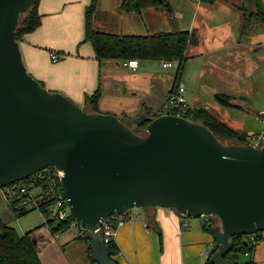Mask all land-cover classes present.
Returning <instances> with one entry per match:
<instances>
[{"label": "water", "instance_id": "95a60500", "mask_svg": "<svg viewBox=\"0 0 264 264\" xmlns=\"http://www.w3.org/2000/svg\"><path fill=\"white\" fill-rule=\"evenodd\" d=\"M39 1L0 0V188L47 167L62 171L71 216L86 227L97 264H120L103 223L153 206L218 217L211 262L230 264L224 257L234 235L264 231V136L260 145L226 143L184 116L144 111L122 120L51 91L29 73L16 39L22 14ZM144 123V134L134 132Z\"/></svg>", "mask_w": 264, "mask_h": 264}, {"label": "crops", "instance_id": "0c3cea01", "mask_svg": "<svg viewBox=\"0 0 264 264\" xmlns=\"http://www.w3.org/2000/svg\"><path fill=\"white\" fill-rule=\"evenodd\" d=\"M90 3L91 0L39 1L42 23L20 41L28 71L51 91H60L78 104H85L86 95H91L100 88L102 92L99 101L100 112L112 113L118 117L126 115L127 118L138 116L144 112V107L149 111L156 107L162 110L163 104L171 94L176 77L150 70L147 65L141 66V61H138L136 69L128 65V60H102L100 63L92 45L84 42L85 10ZM197 4L209 5L211 7L206 11H220L224 17L220 18L221 21L212 22L210 29H207L212 35L208 40L204 41L203 38L198 37L195 30L186 51L187 60L189 57H201L206 59L207 66L212 64L214 70L217 68L215 72L218 78L215 83L219 88L214 90L215 94H231L237 100L241 99L237 95H243L246 99L242 98V100L250 102L249 93L244 88V61H246L244 53L246 47H249L248 50H253L259 55L258 52L263 50L264 41L243 37L245 33L244 25L242 27L243 14L234 6L236 3L217 0L215 4L210 5L198 0ZM156 10L165 14L159 9ZM230 11L239 12L238 15L233 13L239 22L233 24L235 31H232V37L220 29L224 24L227 25L226 15ZM206 20L208 21V18ZM193 44L197 49L191 51L190 46ZM188 50L191 51L190 55H187ZM247 53L252 57V63H256L260 70L264 66V57L248 51ZM53 54L58 56L57 61L53 60ZM208 72L205 71V74ZM181 78L182 76L179 85L183 86ZM143 79L147 82L143 83ZM184 89L183 95L188 105L194 107L186 94L185 87ZM237 100H235L237 107L226 108L240 111L246 108ZM223 107L225 108L221 105L210 106V110L225 120ZM260 122L258 133L264 132L263 117ZM236 129L242 130L238 127ZM131 213L134 219L127 220L118 230L115 238L120 251L113 256V259L118 263H207L212 252L209 245L215 240L212 232L204 228L206 222L204 217L187 218L173 209L163 207L145 208L144 212ZM185 220L187 224H184ZM69 230L71 229L54 234L45 226L38 229L35 238L43 264H97L89 260L90 241L86 239L84 244L75 246L77 234ZM242 260H251V264H264V231L261 239L255 244L253 252L244 255Z\"/></svg>", "mask_w": 264, "mask_h": 264}, {"label": "trees", "instance_id": "16d2710c", "mask_svg": "<svg viewBox=\"0 0 264 264\" xmlns=\"http://www.w3.org/2000/svg\"><path fill=\"white\" fill-rule=\"evenodd\" d=\"M99 0H91V3L85 10V33L84 42H89L95 52L96 58L102 60H156V61H178L179 70L177 72L175 84L171 90L176 93L179 87V80L182 76L187 61L186 51L190 43L191 33L189 30L174 29L170 31L155 32L151 34H118L96 29L94 27V16L98 7ZM205 4L213 5L217 0H201ZM163 7L167 11V15L173 21L174 17L171 12V7L168 0H124L122 9L126 12H140L144 7ZM237 9L242 11L244 19L245 31L252 20L259 21L264 24V2L263 0H253L251 4L246 1L242 4L234 5ZM42 23V17L39 12V3L30 8L27 12L22 14L19 26L16 30V39L20 42L25 35L35 31ZM44 86L45 84L40 81ZM102 92L98 88L93 94H87L85 97L84 108L88 112H100L99 101ZM215 100L218 104L225 107H237L235 102L236 97L231 94L217 93ZM143 110L152 118L161 114L168 113L162 109L160 113L151 115L149 109L144 107ZM184 117L199 123L207 125L220 140H232L240 144H247L250 142V135L242 130L232 127L229 123L223 120L216 113L212 112L210 108L204 107L193 108L189 105L184 109ZM122 120L126 115L120 117ZM147 123L133 128L134 132L144 134V129ZM31 182V177L20 181V183ZM38 184H42L39 182ZM44 194V192H43ZM31 195L28 194L27 197ZM41 194L36 195L38 200V207L34 206L31 209L23 207L17 209L15 203L11 202V206L17 215H23L29 210H39L45 217V222L28 230L23 234L18 233L17 229L0 217V264H43L38 246L34 243L33 233L42 226H47L54 234L70 229V221H58L52 217L51 205L54 201L53 197L46 198L44 202L40 199ZM155 207V206H153ZM151 208V207H148ZM174 210V209H173ZM175 211V210H174ZM177 212V211H176ZM205 218V217H204ZM219 218L216 216L208 217L204 228L212 232V227L217 224ZM148 224V223H147ZM263 231L255 233L258 241L261 239ZM84 233L81 237H83ZM234 245L232 249L225 255L224 259L230 264H251V260L243 261L244 255L251 254L254 250L255 244L251 241L249 234H238L233 236ZM110 249L111 257L118 254L120 249L115 240L107 242ZM217 250L216 248L211 252L210 258L206 264H213L211 257ZM91 246L89 247V260L91 259Z\"/></svg>", "mask_w": 264, "mask_h": 264}, {"label": "rangeland", "instance_id": "374dc122", "mask_svg": "<svg viewBox=\"0 0 264 264\" xmlns=\"http://www.w3.org/2000/svg\"><path fill=\"white\" fill-rule=\"evenodd\" d=\"M123 1L124 0H99L96 14L94 16V27L99 30L118 34L140 35L170 31L174 29L190 30L191 43L195 30H197L198 37L203 38L204 41L212 38L211 33L207 32V29H210V27L212 26V22L221 21L220 18L224 17L223 13H221L220 11H206V9H209V7H211L209 5L198 6V0H168L172 15L174 17L173 21L169 16L157 11L152 7H144L140 12L127 14L126 11L122 9ZM228 1L232 4L236 3L239 5H242L245 2V0ZM233 13L238 15L239 12H228V15H226L228 23L227 25L224 24V26L220 28L222 29L221 31L223 33L228 34V36L230 37L233 36V32L235 31V26L233 24H237L239 22V20ZM206 18H208L209 22L206 20ZM243 25L244 21L242 27ZM243 37L245 39L253 40L256 38L264 41V24L252 20L250 26L248 25V27L246 28ZM87 44L91 45L89 42H87ZM190 49L191 51L196 50L197 46L193 44L192 46H190ZM248 49L249 47H246V52L244 53L246 61H244L243 76L244 88L246 89V92L249 93L251 101H243L242 98L237 95L241 99L237 100L236 98V100L239 103L241 102V104L246 106V108H243L240 111L223 107L222 112L227 123L235 128L238 127L244 132L248 133L250 135L249 140L252 144L260 145L264 136V132L258 133V130L261 127L260 121H262V117L264 118V66L259 70L256 66V63H252V57L248 55L247 51L256 56L264 57V46L263 50L258 52L259 55H257V53H254L253 50L250 51ZM189 50L187 55H190L191 51ZM205 60L201 57H189L182 74L181 84L183 85L182 87L186 88V94L187 96H189L191 103L193 102V108H200L205 106L220 107V105L217 104L214 99V90L216 88H219V86H217L215 83L217 81L216 79L218 78V74L215 72L217 68L215 67L216 69L214 70L212 64L207 66ZM142 65H147L150 70L163 72V74H166L173 78L177 76V72L179 70V62L175 60L173 61V66L168 68L163 67L161 61L156 60H141V66ZM205 71L209 72L205 74ZM142 82L146 83L147 80L143 79ZM194 99H196L197 101L194 102ZM158 101L161 103L160 99ZM78 105L83 109L86 108L85 104ZM161 111V108L156 107V109L150 110V113L151 115H153L160 113ZM223 142L231 143L236 141L225 139L223 140ZM31 191L33 193H36L39 191V189L32 188ZM8 192L9 190L7 187L0 188V217L4 221L15 227L20 234L34 229L35 227L40 226L43 223L44 215L39 210H29V212L26 214L17 215L13 210L11 203L7 199ZM31 207L32 203L26 206V208L28 209H31ZM130 211L133 213L137 211L144 212L145 208H134ZM218 223L219 221L217 222V224ZM41 228L42 227H40L39 229ZM70 229L71 230L69 231L77 234L75 238V246L84 244L86 239L81 237L83 233H80V231L76 228ZM37 231L38 229L33 233L34 238L38 235Z\"/></svg>", "mask_w": 264, "mask_h": 264}, {"label": "built area", "instance_id": "2783aa9c", "mask_svg": "<svg viewBox=\"0 0 264 264\" xmlns=\"http://www.w3.org/2000/svg\"><path fill=\"white\" fill-rule=\"evenodd\" d=\"M52 58L54 61L58 60V56L56 54H53ZM161 63L165 68L173 66V61L161 60ZM138 64L139 62L136 59L128 60V65L132 68L136 69ZM184 90V87L179 85L177 92L168 96L165 103L163 104V109L169 114L184 116V109L188 106L187 99L183 95ZM63 175L64 173L62 171L57 170L54 167L44 168L30 176L31 182L29 184L17 182L6 186L9 190L7 199L10 203L14 202V200H17L15 207L17 209H22L30 203H32V207H38L39 203L35 198L38 194H41L40 199H42L44 202L46 201V198L53 197L54 201L51 205L52 217L58 221L69 220L71 228H76L80 231V233H85L86 227L76 222L71 216L70 208L68 206L67 199L64 195L61 184V178ZM39 182H42V184H38ZM32 188L39 189V191L33 193L31 191ZM28 194L31 196L27 197ZM208 217L210 216H205V219L208 220ZM133 219L134 217L130 210L123 214L111 215L99 228L104 234L105 242L107 243L111 240H115L118 230L126 223L127 220ZM144 224H146V222H144ZM184 224H187V220H185ZM45 227L46 229L50 230L47 226ZM249 235L252 242L256 243L258 241L255 233ZM209 246L211 251H213L216 248V242L210 243Z\"/></svg>", "mask_w": 264, "mask_h": 264}]
</instances>
